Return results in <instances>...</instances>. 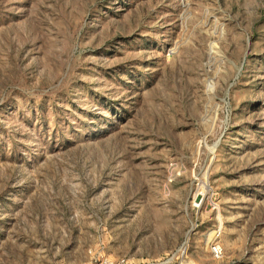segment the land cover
I'll return each instance as SVG.
<instances>
[{"label":"rangeland","instance_id":"rangeland-1","mask_svg":"<svg viewBox=\"0 0 264 264\" xmlns=\"http://www.w3.org/2000/svg\"><path fill=\"white\" fill-rule=\"evenodd\" d=\"M180 255L264 264V0H0V264Z\"/></svg>","mask_w":264,"mask_h":264},{"label":"built area","instance_id":"built-area-1","mask_svg":"<svg viewBox=\"0 0 264 264\" xmlns=\"http://www.w3.org/2000/svg\"><path fill=\"white\" fill-rule=\"evenodd\" d=\"M215 253H218V249L214 248ZM96 264H129L126 259H121L118 261H113L112 259L109 258H101ZM140 264H186L184 261V258L182 255L177 256L176 258H170V259H165V260H152V261H147L143 262Z\"/></svg>","mask_w":264,"mask_h":264}]
</instances>
